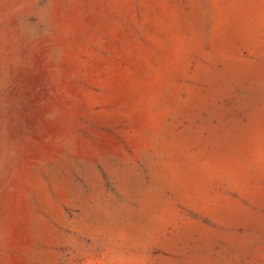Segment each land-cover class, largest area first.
I'll list each match as a JSON object with an SVG mask.
<instances>
[{
  "label": "rangeland",
  "instance_id": "1",
  "mask_svg": "<svg viewBox=\"0 0 264 264\" xmlns=\"http://www.w3.org/2000/svg\"><path fill=\"white\" fill-rule=\"evenodd\" d=\"M0 264H264V0H0Z\"/></svg>",
  "mask_w": 264,
  "mask_h": 264
}]
</instances>
